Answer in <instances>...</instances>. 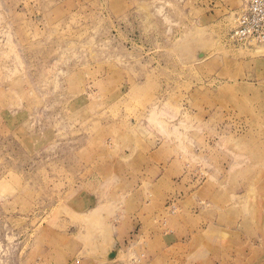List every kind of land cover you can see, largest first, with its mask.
<instances>
[{
    "label": "rangeland",
    "instance_id": "rangeland-1",
    "mask_svg": "<svg viewBox=\"0 0 264 264\" xmlns=\"http://www.w3.org/2000/svg\"><path fill=\"white\" fill-rule=\"evenodd\" d=\"M242 1L0 0V264H264Z\"/></svg>",
    "mask_w": 264,
    "mask_h": 264
},
{
    "label": "built area",
    "instance_id": "built-area-1",
    "mask_svg": "<svg viewBox=\"0 0 264 264\" xmlns=\"http://www.w3.org/2000/svg\"><path fill=\"white\" fill-rule=\"evenodd\" d=\"M234 26L227 41L234 47L264 44V0H243L234 12Z\"/></svg>",
    "mask_w": 264,
    "mask_h": 264
}]
</instances>
